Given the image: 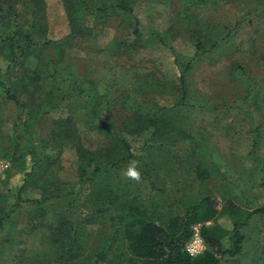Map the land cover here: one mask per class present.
Masks as SVG:
<instances>
[{"label": "trees", "instance_id": "1", "mask_svg": "<svg viewBox=\"0 0 264 264\" xmlns=\"http://www.w3.org/2000/svg\"><path fill=\"white\" fill-rule=\"evenodd\" d=\"M183 1L185 10L179 13L176 30L197 37L195 52L190 58L181 57L172 45L176 38L171 32L173 30L163 33L154 29L150 40L145 39L142 23L135 14V6L140 0H66L69 21L79 34L99 38L105 33H101L104 28H100L113 27V19L118 22L116 27L121 32L124 22H129L134 39L124 44L122 39L114 38L111 47L117 46L118 49L120 45H125L127 55L133 56L142 48L159 45L169 50L173 57L176 70L173 79L157 78L154 69L150 70L147 78L141 77L140 72L134 74L142 79L131 80L130 89L121 92L124 102L122 121L115 124L112 120L118 96L112 88L106 87L101 92L92 78L87 79L88 84H84L85 80L84 85H78L75 67L67 62L63 44L55 43L47 36L46 25H43L45 0H0V63L6 62V65H0V102L14 107L17 112L15 130L19 138H26V144L19 152L20 143L11 138H6L8 146L0 143V154L12 159L19 154L22 161L20 169L24 170L14 203L10 204L9 197L0 191V232L5 229L6 223L12 222L13 216L20 215L32 205L34 212L39 213L36 217L46 222L51 242L59 247V258L70 264H223L226 257L242 253L246 241L242 229L254 218H264V206L256 207L250 201H245L250 206L248 209L237 206L236 200L241 196L235 195L231 185L225 193L230 199L221 212L210 196L205 195L185 208L183 213L162 211L158 205L128 193L125 186L131 183L125 181L123 173L130 162L136 161L140 180L147 182L152 191L165 194L167 185L160 187L154 180V174L159 175L162 169L158 166L157 173L154 169L156 150L178 149L187 154L189 163H194L196 157L204 156L205 149L214 152L201 138L202 134L194 129L191 132L181 118V113L187 109L200 106L215 111L222 108L246 110L254 127L251 154L263 138L264 116L259 109L253 112L251 107L244 109L246 103L242 99L230 103L210 102L196 96L191 74L210 52L219 51L223 46V40H218L222 27L205 20L203 15L192 20L195 11L214 6L216 0ZM262 82H256L245 96L259 106L264 105L260 90L261 86L264 87V80ZM172 90L180 94L172 107L147 99L150 91L163 96L172 94ZM258 98H261L259 102ZM148 102L153 104L149 106ZM61 111L69 116L64 120L54 119L48 137L37 139L38 122ZM79 111H85L86 123L91 130L109 137L110 149L97 151L85 146L71 118ZM143 135L146 136L143 143L146 164L143 157L133 152L129 140L130 136ZM2 138L0 129V142ZM9 143L15 146H9ZM67 143L74 144L79 157V188L63 192L58 187L53 189L61 179L58 175L51 176V170H54V163ZM50 148H61L57 158H53L47 150ZM202 164L201 159L198 160L194 171L206 180L210 178L211 170ZM212 166L215 167V164ZM87 187L90 192L86 191L82 199L81 195ZM30 189H38L42 194L35 198L26 197ZM221 215L230 218L232 230L217 223ZM110 216L117 221L102 240V246L94 249L91 246L94 236H90L88 228L99 221L104 223ZM209 222L212 224L207 225ZM196 225H201L207 249L198 257H190L184 248ZM11 242L8 237L0 241V255L5 254L6 245ZM88 247L90 253L83 254ZM121 248H125L124 254L119 252Z\"/></svg>", "mask_w": 264, "mask_h": 264}, {"label": "rangeland", "instance_id": "2", "mask_svg": "<svg viewBox=\"0 0 264 264\" xmlns=\"http://www.w3.org/2000/svg\"><path fill=\"white\" fill-rule=\"evenodd\" d=\"M45 2L46 17L43 25H46L47 36L55 43L63 44L67 62L75 67L78 85L88 84L87 79L92 78L100 86L101 92H104L106 87L112 88V92L118 96L114 102L116 106L112 120L115 124L122 121L124 102L120 94L130 89L128 87L132 84L131 80L147 78L152 69L156 77L162 80L173 79L172 76L176 74L173 57L170 51L162 46L142 48L133 56L127 55L125 45H120L118 49L117 46H110L114 38L122 39L124 44L134 39L129 22H124L121 32L116 27L118 22L113 19L114 26L101 27L100 30L104 28L101 33H105L95 38L86 33L79 34L71 25L66 0ZM214 4L207 9L195 11L192 19L195 21L203 15L205 20L220 25L222 30L218 40H223L221 49L210 52L205 61L198 64L191 74L196 96L202 101L210 102L230 103L242 99L246 103L244 109L251 107L252 112L259 109L264 116V105L259 106L252 99L245 98L256 82L263 83L264 80V0H216ZM184 6L183 0H140L135 6V14L140 18L145 39L150 40V35L155 30L163 33L173 30L171 32L175 33L176 38L172 45L181 57L190 58L195 52L194 43L197 37L192 33L184 35L176 30L179 25V13L185 10ZM0 65L4 66L6 62H1ZM136 72L142 73L141 77H136ZM263 89L261 86L262 97ZM179 96V92L175 90H172V94L163 96L150 91L147 99H152L161 106L172 107ZM148 103L149 106L153 104ZM246 113V110L238 108H222L215 111L200 106L182 112L181 118L188 129L201 133V138L205 139L214 152L205 149L204 156L196 157L194 163H189L187 154L178 149L156 150L153 157L156 162L154 169L156 173L158 166L162 169L159 175L153 173L154 180L160 187L167 185L165 194L152 191L147 182L142 180H128L123 173L125 181L131 183L125 185L128 193L141 197L144 202L158 205L162 211L178 213H183L185 208L208 195L221 212L230 199L225 193L231 185L235 195L241 196L236 200L237 206L248 209L250 206L245 204V201H250L256 207L264 206V134H261L263 138L260 139V146L251 154L254 127L248 117L250 113ZM68 116L66 112L61 111L40 120L35 137H48L54 119L64 120ZM71 118L87 148L102 151L112 147L109 137L90 129L86 123L85 111L75 112ZM16 120L17 112L14 107L0 102V129L3 133L0 143L8 146L6 138H11L20 143L19 152L25 146L26 138H19L15 130ZM262 132L264 133V125ZM129 140L132 142L133 152L143 157L146 164V151L143 150L146 136H130ZM9 146L15 145L9 143ZM184 146L186 147L185 144ZM62 148L61 156L54 163V170H51V176L58 175L61 179L59 185H54L53 189L58 187L63 192L78 190L79 157L74 144L67 143ZM47 150L53 158H57L61 148ZM14 157L12 159L0 154V191L9 197L10 204L14 203V195L24 178V170L20 169L22 161L19 154ZM200 159L202 165L211 170V176L206 180L197 176L194 171L195 164ZM27 167L29 169V164ZM86 191L90 192L88 187L83 191L82 199ZM39 194H42V191L30 189L26 197L35 198ZM36 215L39 213L34 212L30 205L20 215L13 216L12 222L6 223L5 229L0 232V241L3 242L8 237L12 242L6 245L5 254L0 255V264H70L59 258V247L51 242V232L46 222H41ZM116 221L117 219L110 216L104 223L99 221L89 226L90 236H94L91 242L94 249L102 246V240L112 231ZM217 223L225 229H233V223L227 215L218 217ZM211 224L212 222L207 223ZM242 231L246 235L242 253L236 257H226L223 264H264V218H254ZM89 247L83 254L90 253ZM118 250L122 254L125 253V248Z\"/></svg>", "mask_w": 264, "mask_h": 264}, {"label": "built area", "instance_id": "3", "mask_svg": "<svg viewBox=\"0 0 264 264\" xmlns=\"http://www.w3.org/2000/svg\"><path fill=\"white\" fill-rule=\"evenodd\" d=\"M207 249L204 237L202 235L201 225L193 228L191 239L186 243L184 251L190 257H198Z\"/></svg>", "mask_w": 264, "mask_h": 264}, {"label": "clouds", "instance_id": "4", "mask_svg": "<svg viewBox=\"0 0 264 264\" xmlns=\"http://www.w3.org/2000/svg\"><path fill=\"white\" fill-rule=\"evenodd\" d=\"M124 175L130 179L139 181L140 180V172L137 170V162L132 161L130 162L129 166L127 167Z\"/></svg>", "mask_w": 264, "mask_h": 264}]
</instances>
